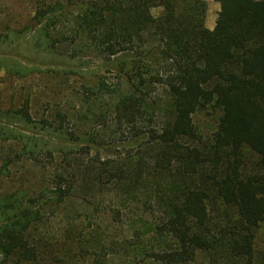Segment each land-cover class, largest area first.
I'll return each mask as SVG.
<instances>
[{
	"label": "trees",
	"instance_id": "16d2710c",
	"mask_svg": "<svg viewBox=\"0 0 264 264\" xmlns=\"http://www.w3.org/2000/svg\"><path fill=\"white\" fill-rule=\"evenodd\" d=\"M216 1L208 28L205 0H33L47 48L92 56L109 74L83 83L73 110L32 115L29 95L0 105V174L25 154L48 178L0 194V264H257L264 0ZM0 64L31 70L8 56ZM203 111L216 115L207 133L193 118ZM60 137L84 143L67 149ZM75 202L62 233L44 234ZM124 214L116 237L108 224Z\"/></svg>",
	"mask_w": 264,
	"mask_h": 264
},
{
	"label": "rangeland",
	"instance_id": "374dc122",
	"mask_svg": "<svg viewBox=\"0 0 264 264\" xmlns=\"http://www.w3.org/2000/svg\"><path fill=\"white\" fill-rule=\"evenodd\" d=\"M205 1L207 3L208 18L216 19L219 9L215 15L216 8L214 5L218 1ZM33 5V0H0V33L6 35L0 40V57L8 56L31 68L28 74L18 77L13 73L6 72L0 64V105L6 107L11 103L15 104L26 95H29L32 115L34 113L35 115L48 114L52 107L73 110V94H76V91H81L82 84H92L97 79V75H108L109 73L106 71V66L92 56L70 57L47 48L43 41L41 42V37H37L38 35L36 36L33 33L34 22L31 20ZM159 11V7L151 8L153 15H157ZM71 88L72 91H70ZM215 116L213 112L203 111L195 114L193 118L203 130V133H207L214 126ZM64 140L66 139L62 137L55 138L54 143L60 144ZM83 143L80 140L74 142L67 139L65 141L67 149L70 147L77 148ZM89 143L92 144H90V153L92 154L98 153L104 157L112 154V151L114 152L113 147L111 151L95 143ZM1 145L0 148L3 147V144ZM18 148L19 146L15 147V149ZM121 148L119 146L116 149ZM0 153H3V151H0ZM52 153L57 155L58 150H54ZM23 157V159L9 164L7 173L0 174V194L14 192L21 187H27L29 190L36 188L37 180L42 177V174L46 173V171L32 164L34 160L26 159L25 154ZM48 159H41V163L46 167L49 164ZM1 161L0 159V165ZM39 180L45 183L48 178L43 175L42 179ZM73 205L74 207H64L52 214L47 221V225L40 227L43 233L47 235L61 234L67 221L78 213V210H76L78 204L75 202ZM126 210L127 207H125ZM126 215L124 214L117 222L114 221L108 224V228L113 231L116 237L120 236L122 230L126 227L124 221ZM96 220L101 224L99 218ZM77 223L80 227L82 223L86 224L87 220H83V222L80 220ZM255 252L257 264L258 262L264 264V222L260 224L256 231ZM204 262L210 264L209 261ZM50 263L49 260L41 262V264ZM112 264H118V262L115 260Z\"/></svg>",
	"mask_w": 264,
	"mask_h": 264
},
{
	"label": "crops",
	"instance_id": "0c3cea01",
	"mask_svg": "<svg viewBox=\"0 0 264 264\" xmlns=\"http://www.w3.org/2000/svg\"><path fill=\"white\" fill-rule=\"evenodd\" d=\"M216 2V1H215ZM214 7L216 8V12H215V15L217 13V10L219 9V3L216 2V5H214ZM208 12H206V17H205V25L208 27V28H212L214 26V23H215V18L211 19V18H208V15H207Z\"/></svg>",
	"mask_w": 264,
	"mask_h": 264
}]
</instances>
